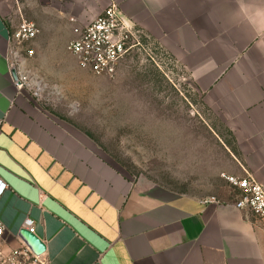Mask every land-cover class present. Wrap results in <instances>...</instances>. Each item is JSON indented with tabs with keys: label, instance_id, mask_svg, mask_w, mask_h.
Instances as JSON below:
<instances>
[{
	"label": "crops",
	"instance_id": "1",
	"mask_svg": "<svg viewBox=\"0 0 264 264\" xmlns=\"http://www.w3.org/2000/svg\"><path fill=\"white\" fill-rule=\"evenodd\" d=\"M110 4L187 72L216 122L217 132L204 121L219 140L218 175L264 186V0H0L5 249L30 218L43 264H264V227L236 208L231 186L186 195L140 184L17 86L11 37L20 23L37 25L38 52L55 35L67 51Z\"/></svg>",
	"mask_w": 264,
	"mask_h": 264
},
{
	"label": "rangeland",
	"instance_id": "2",
	"mask_svg": "<svg viewBox=\"0 0 264 264\" xmlns=\"http://www.w3.org/2000/svg\"><path fill=\"white\" fill-rule=\"evenodd\" d=\"M38 40L25 45L35 52L22 68L25 88L115 167L140 184L180 194L234 193L217 173L219 140L204 122L216 131L214 117L173 57L169 63L161 54H131L115 76H95L79 67L61 35L46 38V52L37 51Z\"/></svg>",
	"mask_w": 264,
	"mask_h": 264
},
{
	"label": "built area",
	"instance_id": "3",
	"mask_svg": "<svg viewBox=\"0 0 264 264\" xmlns=\"http://www.w3.org/2000/svg\"><path fill=\"white\" fill-rule=\"evenodd\" d=\"M40 33L33 22L23 21L12 34L14 44L11 69L16 73V84L25 87L22 65L26 58L34 55V50H25V45L34 41ZM67 51L78 61L79 67L95 76L113 77L121 60L131 54H156L172 63V55L147 33L127 21L116 4H110L104 12L85 27L79 37L67 45ZM176 62V61H175ZM177 64V63H176ZM238 193L236 208L251 212L264 227V186L253 176L244 178L222 175ZM8 190L0 179V201ZM24 227L35 234V226L30 218ZM6 227L0 218V264H40L41 256L35 255L30 246L19 235L18 246L9 250L4 247Z\"/></svg>",
	"mask_w": 264,
	"mask_h": 264
},
{
	"label": "water",
	"instance_id": "4",
	"mask_svg": "<svg viewBox=\"0 0 264 264\" xmlns=\"http://www.w3.org/2000/svg\"><path fill=\"white\" fill-rule=\"evenodd\" d=\"M13 75L16 78L15 72H13ZM20 237L24 239V241L30 246L35 255L42 256L45 254L46 245L36 234L30 233L28 230L23 229L20 232Z\"/></svg>",
	"mask_w": 264,
	"mask_h": 264
}]
</instances>
